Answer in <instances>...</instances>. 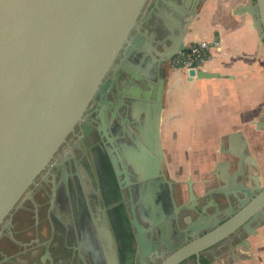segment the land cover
I'll use <instances>...</instances> for the list:
<instances>
[{
    "label": "water",
    "instance_id": "1",
    "mask_svg": "<svg viewBox=\"0 0 264 264\" xmlns=\"http://www.w3.org/2000/svg\"><path fill=\"white\" fill-rule=\"evenodd\" d=\"M206 1L0 0V226L103 101L125 107L138 135L129 131L134 143L125 145L132 168L163 177L168 69ZM237 14L254 18L264 43V0ZM194 67L191 80L220 76ZM255 191L215 230H190L189 246L164 264H202L201 252L205 264L250 260L238 249L249 255L248 239L264 230V187Z\"/></svg>",
    "mask_w": 264,
    "mask_h": 264
},
{
    "label": "flooded vegetation",
    "instance_id": "2",
    "mask_svg": "<svg viewBox=\"0 0 264 264\" xmlns=\"http://www.w3.org/2000/svg\"><path fill=\"white\" fill-rule=\"evenodd\" d=\"M116 105H97L0 226V264H164L189 246L190 230H215L264 187V121L251 131L236 123L181 155L162 135L163 177L150 176L128 161L137 133ZM200 255L205 264L210 255Z\"/></svg>",
    "mask_w": 264,
    "mask_h": 264
},
{
    "label": "crops",
    "instance_id": "3",
    "mask_svg": "<svg viewBox=\"0 0 264 264\" xmlns=\"http://www.w3.org/2000/svg\"><path fill=\"white\" fill-rule=\"evenodd\" d=\"M254 1L207 0L185 37V45L219 42L203 65L219 77L191 80L176 66L168 69L162 135L180 155L201 148L204 139L215 141L236 123L251 131L248 123L264 121V43L254 18L237 14L240 6ZM256 135L257 141L264 140L262 133ZM263 147L256 155L264 170ZM248 241L250 256L238 249V258L251 259L238 264H264V230Z\"/></svg>",
    "mask_w": 264,
    "mask_h": 264
},
{
    "label": "built area",
    "instance_id": "4",
    "mask_svg": "<svg viewBox=\"0 0 264 264\" xmlns=\"http://www.w3.org/2000/svg\"><path fill=\"white\" fill-rule=\"evenodd\" d=\"M217 41H198L187 45V50L180 53L174 66L186 73L195 65L196 71L203 69V65L209 60L211 50L218 47Z\"/></svg>",
    "mask_w": 264,
    "mask_h": 264
},
{
    "label": "rangeland",
    "instance_id": "5",
    "mask_svg": "<svg viewBox=\"0 0 264 264\" xmlns=\"http://www.w3.org/2000/svg\"><path fill=\"white\" fill-rule=\"evenodd\" d=\"M173 68V67H172Z\"/></svg>",
    "mask_w": 264,
    "mask_h": 264
}]
</instances>
